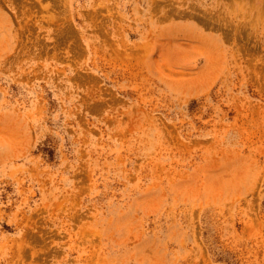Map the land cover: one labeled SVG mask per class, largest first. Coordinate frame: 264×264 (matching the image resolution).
<instances>
[{
  "label": "rangeland",
  "instance_id": "1",
  "mask_svg": "<svg viewBox=\"0 0 264 264\" xmlns=\"http://www.w3.org/2000/svg\"><path fill=\"white\" fill-rule=\"evenodd\" d=\"M0 264H264V0H0Z\"/></svg>",
  "mask_w": 264,
  "mask_h": 264
}]
</instances>
